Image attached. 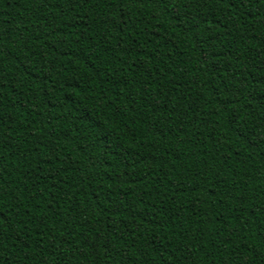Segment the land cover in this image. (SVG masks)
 <instances>
[{"label":"trees","instance_id":"16d2710c","mask_svg":"<svg viewBox=\"0 0 264 264\" xmlns=\"http://www.w3.org/2000/svg\"><path fill=\"white\" fill-rule=\"evenodd\" d=\"M0 0V264H264V0Z\"/></svg>","mask_w":264,"mask_h":264},{"label":"snow or ice","instance_id":"6c2138e0","mask_svg":"<svg viewBox=\"0 0 264 264\" xmlns=\"http://www.w3.org/2000/svg\"><path fill=\"white\" fill-rule=\"evenodd\" d=\"M227 2H228V0H225V3H227ZM243 2H244V0H238L237 3H233V4H232V7H237V6H239V5H242Z\"/></svg>","mask_w":264,"mask_h":264}]
</instances>
